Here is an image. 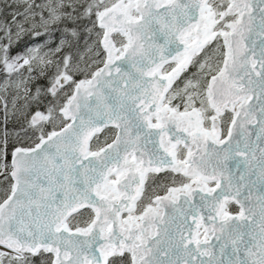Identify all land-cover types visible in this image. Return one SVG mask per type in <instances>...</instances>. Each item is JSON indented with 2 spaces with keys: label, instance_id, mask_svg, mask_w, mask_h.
Instances as JSON below:
<instances>
[{
  "label": "snow or ice",
  "instance_id": "1",
  "mask_svg": "<svg viewBox=\"0 0 264 264\" xmlns=\"http://www.w3.org/2000/svg\"><path fill=\"white\" fill-rule=\"evenodd\" d=\"M0 115V264H264V0H0Z\"/></svg>",
  "mask_w": 264,
  "mask_h": 264
},
{
  "label": "trees",
  "instance_id": "2",
  "mask_svg": "<svg viewBox=\"0 0 264 264\" xmlns=\"http://www.w3.org/2000/svg\"><path fill=\"white\" fill-rule=\"evenodd\" d=\"M7 128L10 132L13 133V139L15 134L20 132L23 134V132L21 131L20 129V125L18 123H15L13 120L9 119V121L7 122V124L5 125L4 124V121H3V116L0 115V130H3L4 128ZM25 143V142H24Z\"/></svg>",
  "mask_w": 264,
  "mask_h": 264
},
{
  "label": "rangeland",
  "instance_id": "3",
  "mask_svg": "<svg viewBox=\"0 0 264 264\" xmlns=\"http://www.w3.org/2000/svg\"><path fill=\"white\" fill-rule=\"evenodd\" d=\"M106 131V130H105ZM19 133V136L21 137V138H23L22 139V142H25V143H28L29 141L26 139V138H24V133L22 134V133H20V132H18ZM102 135V134H101ZM14 138H16V135L14 136ZM0 180H2V178H0ZM0 195H2V186H0Z\"/></svg>",
  "mask_w": 264,
  "mask_h": 264
},
{
  "label": "water",
  "instance_id": "4",
  "mask_svg": "<svg viewBox=\"0 0 264 264\" xmlns=\"http://www.w3.org/2000/svg\"><path fill=\"white\" fill-rule=\"evenodd\" d=\"M235 206V205H234Z\"/></svg>",
  "mask_w": 264,
  "mask_h": 264
}]
</instances>
